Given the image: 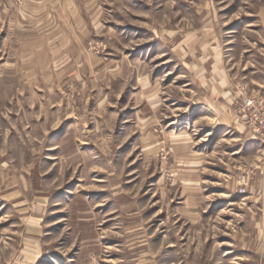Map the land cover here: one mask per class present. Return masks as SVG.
<instances>
[{"label":"rangeland","instance_id":"1","mask_svg":"<svg viewBox=\"0 0 264 264\" xmlns=\"http://www.w3.org/2000/svg\"><path fill=\"white\" fill-rule=\"evenodd\" d=\"M118 9L86 72L0 25V264H264V0Z\"/></svg>","mask_w":264,"mask_h":264},{"label":"crops","instance_id":"2","mask_svg":"<svg viewBox=\"0 0 264 264\" xmlns=\"http://www.w3.org/2000/svg\"><path fill=\"white\" fill-rule=\"evenodd\" d=\"M124 0H0V25L4 39L11 44L30 45L26 53L32 60L61 62V68L74 70L82 65L90 69L101 59L86 51L91 38H105L109 33L108 14L119 10ZM38 46H42L43 58ZM93 61V63H92ZM72 62V63H70ZM77 62V63H75ZM60 64V63H59ZM81 66V67H82ZM80 66H78L79 68ZM215 90H221L217 84ZM264 99V89H261ZM245 132V131H244ZM244 139L255 151L258 140L245 132ZM259 145V144H258ZM250 178L245 194L264 206V163H254L247 173ZM261 218H264L262 215ZM264 246V242L262 244Z\"/></svg>","mask_w":264,"mask_h":264},{"label":"built area","instance_id":"3","mask_svg":"<svg viewBox=\"0 0 264 264\" xmlns=\"http://www.w3.org/2000/svg\"><path fill=\"white\" fill-rule=\"evenodd\" d=\"M243 108L246 126L250 134L264 143V101L245 94Z\"/></svg>","mask_w":264,"mask_h":264}]
</instances>
